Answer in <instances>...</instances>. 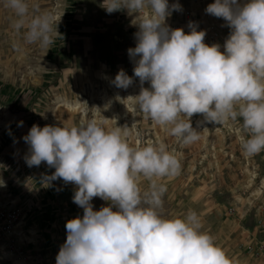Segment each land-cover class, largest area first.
I'll return each mask as SVG.
<instances>
[{
  "label": "clouds",
  "instance_id": "9594fccd",
  "mask_svg": "<svg viewBox=\"0 0 264 264\" xmlns=\"http://www.w3.org/2000/svg\"><path fill=\"white\" fill-rule=\"evenodd\" d=\"M0 6L14 15L12 27L23 29L26 44L46 49L59 35L61 16L33 14L29 0H0ZM101 7L109 14L126 10L132 17L135 46L127 54L133 76L141 85L149 84L135 96H117L118 101H131L134 111L138 106L183 145L198 141L207 130L192 127L194 114L216 125L239 120L236 136L242 154L264 151V0H213L205 7V13L222 18L230 29L223 51L219 43L206 44L205 31H198L194 22L188 23L187 33L165 23L172 11L181 10L178 3L102 0ZM132 82L122 69L113 80L122 89ZM93 108L101 115L100 108ZM103 118L74 126L33 124L22 137L29 146L26 165L44 162L54 168L50 179L75 185L72 201L83 209L82 216L66 221V239L55 264H235L201 230L195 211L182 217L159 211L167 188L158 181L179 174L178 155L161 140L131 146L127 128L117 126L115 118L110 119L114 126L106 127ZM141 177L149 182L143 196ZM93 197L108 203L93 210Z\"/></svg>",
  "mask_w": 264,
  "mask_h": 264
},
{
  "label": "rangeland",
  "instance_id": "374dc122",
  "mask_svg": "<svg viewBox=\"0 0 264 264\" xmlns=\"http://www.w3.org/2000/svg\"><path fill=\"white\" fill-rule=\"evenodd\" d=\"M101 2L29 0L33 14L61 16L59 35L46 49L26 44L23 29L12 27L14 15L0 6V178L5 182L0 187V264H55L66 239V221L83 213L72 201L75 185L51 180L54 168L44 162L26 165L29 146L22 137L33 124L74 126L94 117H105L106 127L114 126L110 119L115 118L117 126L127 128L131 146L161 140L178 155L179 174L158 181L167 188L159 209L162 215L182 217L195 211L201 230L235 264H264V151L251 157L242 154L236 136L239 120L216 125L194 114L192 127L207 130L198 141L183 145L138 106L134 111L131 101H118L117 96H135L149 84L141 85L133 76L127 54L135 46L132 17L126 10L106 13ZM168 2L181 6L166 18L170 28L187 33L188 23L194 22L198 31H205L204 42L219 43L223 51L230 29L222 18L205 13L213 0ZM121 69L132 77L126 89L113 83ZM93 107L100 108L103 117ZM148 183L138 179L142 196ZM91 203L99 210L108 202L93 197Z\"/></svg>",
  "mask_w": 264,
  "mask_h": 264
},
{
  "label": "built area",
  "instance_id": "2783aa9c",
  "mask_svg": "<svg viewBox=\"0 0 264 264\" xmlns=\"http://www.w3.org/2000/svg\"><path fill=\"white\" fill-rule=\"evenodd\" d=\"M14 222H15V221H14ZM14 222H13V223H14ZM9 229H11V228H9Z\"/></svg>",
  "mask_w": 264,
  "mask_h": 264
}]
</instances>
